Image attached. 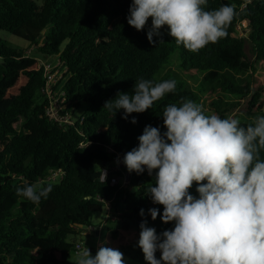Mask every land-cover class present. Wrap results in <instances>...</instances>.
I'll use <instances>...</instances> for the list:
<instances>
[{"label":"trees","instance_id":"trees-1","mask_svg":"<svg viewBox=\"0 0 264 264\" xmlns=\"http://www.w3.org/2000/svg\"><path fill=\"white\" fill-rule=\"evenodd\" d=\"M131 3L0 0V30L27 43L26 49H13L0 39V264H67L76 244L95 233H84L93 216L107 207L116 217L107 221L118 226H103L101 246L146 264L137 246L140 224L146 220L157 234L173 228L148 214L151 208L163 212L148 195L154 174L130 173L128 186L120 187L109 179L101 182V169L117 153L137 147L146 126L166 131L161 115L168 104L192 100L205 114L238 118L241 126L264 115V0H208L206 10L228 4L236 15L228 35L198 53L178 46L167 28L149 43L148 26L137 31L127 23ZM242 23L246 36L238 35ZM29 48L33 52L27 53ZM53 58L64 69L55 88L64 92L61 112L72 115L73 126L53 122L45 113L49 103L41 92L40 60ZM140 79L175 80L176 88L127 121L122 111L114 117L103 109L118 92L131 93ZM242 102L248 116L235 113ZM58 168L64 171L61 180L41 182ZM33 183L53 186L38 204L16 193ZM196 187L193 183L190 192L198 197Z\"/></svg>","mask_w":264,"mask_h":264},{"label":"clouds","instance_id":"clouds-1","mask_svg":"<svg viewBox=\"0 0 264 264\" xmlns=\"http://www.w3.org/2000/svg\"><path fill=\"white\" fill-rule=\"evenodd\" d=\"M207 3L132 0L126 19L141 31L151 18L149 43L167 27L178 46L198 53L225 38L236 15L233 5L209 11ZM175 88V80L140 79L131 93L118 92L103 109L114 117L122 111L121 118L127 121L131 114L151 109ZM161 116L166 131L146 126L138 146L122 161L129 173L154 174L148 195L153 204L163 206V212L151 208L148 214L153 221L159 215L162 223L173 224L160 234L146 220L140 224L137 246L146 264H264V115L241 126L238 118L207 115L200 104L185 99L166 105ZM130 122L137 120L133 117ZM193 183L198 197L190 192ZM52 189L51 184L33 183L17 188L16 193L38 204ZM140 215H145L144 209ZM76 256L75 264H125L118 249L106 246L95 256L85 246Z\"/></svg>","mask_w":264,"mask_h":264},{"label":"built area","instance_id":"built-area-1","mask_svg":"<svg viewBox=\"0 0 264 264\" xmlns=\"http://www.w3.org/2000/svg\"><path fill=\"white\" fill-rule=\"evenodd\" d=\"M240 27V26H239ZM40 66L43 69L44 73V85L42 87L41 92L45 95V98L47 99L49 105L46 108V116L49 120L62 124V125H75V120L73 119L72 115L70 113H62L61 112V106L64 103V92L61 90L57 91L55 88L59 82V80L62 78L64 74V69L61 66V63L59 60L53 58V59H41L40 60ZM123 154L117 153L113 159L108 162L102 169L100 173V181L106 182L107 179H109V183L111 185H118L120 187H127L130 180V173L126 172L123 164ZM121 174H118V173ZM64 176V171L61 168L58 169H52L48 173V175L41 180V182H49V183H55L61 180ZM107 213H110V208H106ZM109 219L113 221L116 219V217H111L109 214ZM106 219L99 227L90 226L87 228V231L85 230L84 233H94L99 228L105 226L107 223ZM77 254L78 251L82 250L84 248L83 243H78L75 246Z\"/></svg>","mask_w":264,"mask_h":264},{"label":"rangeland","instance_id":"rangeland-1","mask_svg":"<svg viewBox=\"0 0 264 264\" xmlns=\"http://www.w3.org/2000/svg\"><path fill=\"white\" fill-rule=\"evenodd\" d=\"M35 2L37 3H41V0H34ZM245 23H242L241 25V28H239L238 26V35H245L246 36V30H244V27H245ZM146 26H148V28L150 29L151 28V18H149ZM166 28L167 27H164L160 30V32H165L166 31ZM0 39L5 42L7 44V46L15 49L16 47H25V49L27 48V43L21 39V38H18L16 36H13L5 31H2L0 30ZM33 52V50L31 48H29L27 50V53L29 52ZM191 84L192 85H195V82L193 80H191ZM235 113L236 114H240V115H243V116H248V112H247V104L246 102H242L241 106L238 107L236 110H235ZM100 165L97 164V168L99 169ZM109 218V213H107L106 209L103 210L102 212H99V213H96L93 218H92V225L95 226V227H99L101 225V223H103L106 219ZM107 225L108 226H118V223H115V224H112L110 222L107 221ZM105 235V229H103V232H102V238L104 237ZM100 238L101 237H98L97 235L93 234V235H88L87 237V240L83 237V245L84 247L86 246L87 248L90 249V252L93 256L96 255V252L98 251L99 249V241H100ZM80 243V242H78ZM82 243V242H81ZM76 258L77 256L73 253L69 256V259L67 261V264H75V261H76ZM124 258V257H123ZM124 262L125 264H134L133 262H131L129 259H126L124 258Z\"/></svg>","mask_w":264,"mask_h":264},{"label":"crops","instance_id":"crops-1","mask_svg":"<svg viewBox=\"0 0 264 264\" xmlns=\"http://www.w3.org/2000/svg\"><path fill=\"white\" fill-rule=\"evenodd\" d=\"M102 232H103V227L99 228V231L94 233L95 235H97L98 237H101L100 238V241L98 242L99 243V248L101 246V242H102ZM86 239V238H85ZM87 240V239H86Z\"/></svg>","mask_w":264,"mask_h":264},{"label":"water","instance_id":"water-1","mask_svg":"<svg viewBox=\"0 0 264 264\" xmlns=\"http://www.w3.org/2000/svg\"><path fill=\"white\" fill-rule=\"evenodd\" d=\"M262 110H263V112H264V106H263ZM192 195L195 196L194 194H192ZM195 197H196V196H195Z\"/></svg>","mask_w":264,"mask_h":264}]
</instances>
